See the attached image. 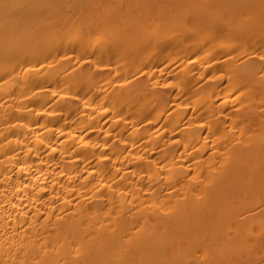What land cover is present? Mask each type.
<instances>
[{"label": "bare ground", "instance_id": "obj_1", "mask_svg": "<svg viewBox=\"0 0 264 264\" xmlns=\"http://www.w3.org/2000/svg\"><path fill=\"white\" fill-rule=\"evenodd\" d=\"M0 264H264V0H0Z\"/></svg>", "mask_w": 264, "mask_h": 264}, {"label": "rangeland", "instance_id": "obj_2", "mask_svg": "<svg viewBox=\"0 0 264 264\" xmlns=\"http://www.w3.org/2000/svg\"><path fill=\"white\" fill-rule=\"evenodd\" d=\"M253 236H254V234H250V235H249V237H253Z\"/></svg>", "mask_w": 264, "mask_h": 264}]
</instances>
